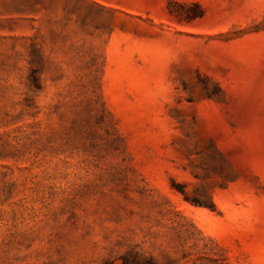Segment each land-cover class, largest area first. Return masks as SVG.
I'll return each instance as SVG.
<instances>
[{
  "label": "rangeland",
  "instance_id": "obj_1",
  "mask_svg": "<svg viewBox=\"0 0 264 264\" xmlns=\"http://www.w3.org/2000/svg\"><path fill=\"white\" fill-rule=\"evenodd\" d=\"M0 264H264V0H0Z\"/></svg>",
  "mask_w": 264,
  "mask_h": 264
}]
</instances>
